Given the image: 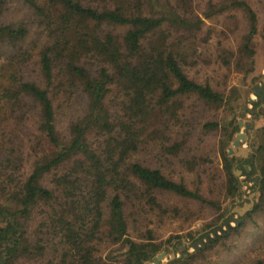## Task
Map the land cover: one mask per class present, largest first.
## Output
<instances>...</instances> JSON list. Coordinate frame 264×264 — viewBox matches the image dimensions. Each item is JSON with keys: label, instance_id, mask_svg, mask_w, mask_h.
<instances>
[{"label": "trees", "instance_id": "obj_1", "mask_svg": "<svg viewBox=\"0 0 264 264\" xmlns=\"http://www.w3.org/2000/svg\"><path fill=\"white\" fill-rule=\"evenodd\" d=\"M239 9L249 28L218 59L252 75L243 97L187 69L205 24L194 0H0V264L151 263L183 241L140 230L144 219L213 212L185 235L198 242L249 201L239 169L259 177L253 208L169 264H197L264 215V126L251 143L247 132L246 158L233 147L240 122L255 130L264 116L260 95L242 115L264 77L255 74L264 26L249 0L209 1L203 15Z\"/></svg>", "mask_w": 264, "mask_h": 264}, {"label": "rangeland", "instance_id": "obj_2", "mask_svg": "<svg viewBox=\"0 0 264 264\" xmlns=\"http://www.w3.org/2000/svg\"><path fill=\"white\" fill-rule=\"evenodd\" d=\"M209 1L218 2L219 0H194V6L197 8V13L204 18L205 24L201 26V30L198 32V38L195 44L196 54L190 57V60L196 64L189 66V68L187 67V69L191 75L197 77L200 81H211L212 85L219 90H229L231 87L236 86L239 88L240 94L243 97L245 94V89H243L241 83L243 81L247 84V86L249 85L250 87V78L252 75L244 76L242 73L240 74L234 70H229L223 66L218 59V52L220 46H225L236 50L242 35L249 28L247 16L244 11L239 9L228 11L221 15H214L208 19L203 15V13L207 10ZM249 3L257 11L259 27L263 28L264 0H249ZM14 11L16 10L13 9V12ZM255 45L257 49L255 74H259L260 72L264 76L263 34L260 33L256 37ZM257 85L261 86V92L264 93V77L261 79V82H258ZM257 85H255L252 88V91L248 94V99L251 97L253 98L254 102L257 100V94L255 93ZM246 106H248L250 109H253V105L250 103V101L246 104ZM261 106L263 107L264 103ZM260 107H257V110H260ZM245 117L250 118L251 116L249 113H246ZM247 120L249 121V119ZM255 125H257V129L251 131V134L252 132L253 134L256 133L258 129H261L264 126L263 115H261L260 118L256 120ZM242 129L243 132H245V128L243 127ZM251 134L250 139H252ZM246 143L249 142L246 141ZM242 148L248 149L250 153V145ZM240 171L241 172H238V176H240L241 180L244 182L243 189L245 190V196L249 198V201L232 208V210L227 215V217L232 215V218L226 222L224 226H220L222 223H224V219H221L218 224L212 226L204 232H200L196 238L201 237L203 233L210 231L211 229L213 232L209 234L213 235L215 230H219L221 227L227 228V223H230L232 227H234L236 225V221L238 219L241 220V217L253 208V202L255 201V196L257 194V191L255 188H253V184L259 180L257 179L259 177L258 175H252L250 176L249 180H247L246 176L242 175V170ZM165 200L175 202L174 199L165 198ZM245 206H248L249 210L244 213L240 212V210L245 209ZM214 217L215 215L213 212H205L203 215H201L199 220L192 222L191 220L188 221L184 218L178 219L169 216L158 218L151 216L144 219L140 230H145L146 227L152 228L156 231L159 240L162 241H166L170 236H181L183 241L182 244L177 245L178 247L176 251H173V246L170 245L169 253L167 252L166 257L162 259V264H169L172 261L170 258L173 252L181 256L183 252H193L195 250H199L202 247L201 241H206L207 235L209 234H207L204 238H201L198 242H195V239H186L185 235L191 229L204 228L207 223L214 220ZM218 226L220 227L216 229ZM194 244H198L199 248L195 249ZM183 246H186V248L183 249ZM259 260L264 261L263 214L260 216H255L254 219L247 218L245 226L240 228L238 232H234L229 238H225L216 243L213 247L209 248L205 252V256L201 257L197 264H257Z\"/></svg>", "mask_w": 264, "mask_h": 264}, {"label": "water", "instance_id": "obj_3", "mask_svg": "<svg viewBox=\"0 0 264 264\" xmlns=\"http://www.w3.org/2000/svg\"><path fill=\"white\" fill-rule=\"evenodd\" d=\"M255 93L257 95H260V96L264 97V95L261 92V86L260 85H257L256 86ZM249 101L251 103L254 102L253 98H251V97L249 98ZM246 111L252 112V109H250L248 106H245V108L243 109V113H242L243 116L246 115ZM240 126H241V128H243V127L245 128V132H241V133H239L237 135L236 140L233 143V147L241 148L239 150V153L242 154V155L248 156L249 155V150L248 149H245V148H242L243 147L242 144L246 140L247 132L249 130L254 131L253 130V123L251 121L240 122ZM251 136H253V132H252ZM251 141H252V139L249 140L250 143H251ZM233 147L230 148V153H233ZM245 170L247 171V173H249L250 172V167L248 165H246L245 166ZM238 172H241V171L238 170L237 171V175H238ZM257 179H259V178H257ZM248 210H249V207L248 206H245V209L244 210H240V212H243L244 213V212H246ZM237 221L240 222L241 220L238 219ZM231 227H232V225L230 223H227V228L221 227L219 230H215L213 235H210V234L207 235V240L206 241L205 240H202L201 241L202 242V246H204L208 241H212L215 238V236H217V235H219L221 233L226 232L228 230V228H231ZM185 248H186V246H183V249H185ZM194 248L195 249H198L199 248L198 244H194ZM164 257H166V252H163V253L159 254L158 256H156L153 259V261L151 263H148V264H160L161 260ZM176 257H180V255H177L175 252H173L171 254L170 260H173Z\"/></svg>", "mask_w": 264, "mask_h": 264}, {"label": "built area", "instance_id": "obj_4", "mask_svg": "<svg viewBox=\"0 0 264 264\" xmlns=\"http://www.w3.org/2000/svg\"><path fill=\"white\" fill-rule=\"evenodd\" d=\"M243 147H247V146H249V143H246V142H243Z\"/></svg>", "mask_w": 264, "mask_h": 264}, {"label": "crops", "instance_id": "obj_5", "mask_svg": "<svg viewBox=\"0 0 264 264\" xmlns=\"http://www.w3.org/2000/svg\"><path fill=\"white\" fill-rule=\"evenodd\" d=\"M241 132H243V129H241ZM239 152V151H238ZM242 155V154H241ZM245 158L247 157V156H245V155H243Z\"/></svg>", "mask_w": 264, "mask_h": 264}]
</instances>
